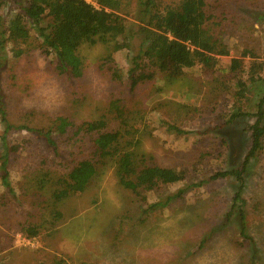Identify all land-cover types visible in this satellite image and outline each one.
I'll use <instances>...</instances> for the list:
<instances>
[{
	"label": "rangeland",
	"instance_id": "rangeland-1",
	"mask_svg": "<svg viewBox=\"0 0 264 264\" xmlns=\"http://www.w3.org/2000/svg\"><path fill=\"white\" fill-rule=\"evenodd\" d=\"M88 1L96 4V0ZM136 1L125 0L130 8H135ZM157 1L162 6H176L180 0ZM15 5V0L2 5L6 19L19 11ZM206 10L212 33L230 54L219 56L214 69L201 64L185 68L193 91L179 82L174 89L153 95L146 101L143 119L138 120L143 149L156 164L175 165L184 178L132 190L118 182L111 166H100L102 173L86 190L59 204L63 218L57 225L35 237L23 234L7 218L26 211L35 213L37 209L29 203L34 177L44 168L65 169L89 157L95 135L75 136L73 128L65 133L53 131L56 155L44 137L31 129H54L59 116L75 122L99 117L107 114L114 99L137 109L139 91L129 92L126 85L138 38L124 40L120 36L118 39L130 46L119 49L102 41L82 44L81 77L58 73L54 54L41 47L42 39L34 29L27 44L7 43V58L0 71V109L4 112L0 111V157L4 135L15 150L7 166L13 191L0 184V264H52L57 260L68 264H195L197 257L212 250L222 238L235 247L242 243L247 257L239 264H253L255 249V264H264V144L250 161L243 192L247 232L254 242L237 237L239 224L234 215L201 252H194L204 231L225 218L238 186L233 176H213L241 166L252 145L248 129L255 121L258 95L239 94L241 74L235 75L227 67L232 57H241L246 49L264 56V21L258 16L264 12V0H206ZM121 15L128 27H137L134 12ZM18 47L23 52L16 56L13 49ZM249 61L247 57L246 66ZM241 77L248 81L246 74ZM237 107L248 115L226 125ZM186 187L178 197L162 204ZM229 234L236 236L239 244L232 243ZM22 235L35 243H28Z\"/></svg>",
	"mask_w": 264,
	"mask_h": 264
},
{
	"label": "trees",
	"instance_id": "trees-1",
	"mask_svg": "<svg viewBox=\"0 0 264 264\" xmlns=\"http://www.w3.org/2000/svg\"><path fill=\"white\" fill-rule=\"evenodd\" d=\"M5 1L0 0V71L7 58V43L27 44L32 29L42 39L41 47L47 53L54 54L58 73L67 74L69 77H81L84 73V61L79 54L82 44L102 41L112 44L114 49H119L130 46L129 42L120 41V36L124 40L138 38L135 54L131 57L126 85L129 92L139 91L138 108H126L120 99H114L109 103L107 114L99 117L75 122L67 116H59L54 121V129H31L44 137L56 155L59 153L57 142L52 136L53 131L65 133L73 128L74 135L82 138L94 133L93 152L89 157L78 159L71 167L59 169L50 166L41 170L34 177V189L30 192L32 201L29 202L37 211L9 216L7 220L10 224L13 223L29 237H35L44 229L56 226L63 218L59 204L69 196L86 190L102 173L100 166H111L118 182L132 190L151 188L158 181L171 182L184 178L182 171L175 165L156 164L152 155L143 149L144 138L140 135L142 124L138 120L143 119L146 101L153 95L174 89V85L179 82H183L185 89L193 91L185 68L201 64L208 69H214L219 64V56L230 54L229 49L212 33L207 23L210 15L206 10V0H180L176 6H162L157 0H137L135 8H130V3L125 0H96V4L88 0H15V7L19 11L8 19L1 13ZM132 12L136 14V20L139 22L136 28L128 27L121 15ZM258 16L264 21V12ZM13 52L19 56L23 49L14 48ZM247 57L250 58L248 66L245 64ZM227 69L235 75L248 76V81L240 76L239 94L254 92L258 95L255 121L248 129L251 131L252 145L241 166L213 176H233L238 186L225 218L204 231L201 239L198 238L195 253L201 252L209 239L217 237L234 215L239 224L237 237L254 242V237L247 232L243 192L250 161L262 150L264 144V56L246 49L241 57H232ZM0 111L4 113L2 109ZM244 115L248 113L237 107L226 125ZM8 129L7 125L6 130ZM2 139L4 152L0 157L3 170V174H0V184L13 191L7 166L15 146L9 145L5 135ZM187 189L188 187L180 189L162 204H168ZM49 211L50 213H47ZM233 235L229 234L228 238L232 243H236L238 238ZM238 246L241 252L239 261H246L245 249L240 247L242 243L236 247ZM257 253L258 250L255 249L251 254L253 264L256 263ZM52 264L68 263L57 260Z\"/></svg>",
	"mask_w": 264,
	"mask_h": 264
},
{
	"label": "clouds",
	"instance_id": "clouds-1",
	"mask_svg": "<svg viewBox=\"0 0 264 264\" xmlns=\"http://www.w3.org/2000/svg\"><path fill=\"white\" fill-rule=\"evenodd\" d=\"M240 256V250L222 238L212 250L197 257L195 264H239Z\"/></svg>",
	"mask_w": 264,
	"mask_h": 264
},
{
	"label": "built area",
	"instance_id": "built-area-1",
	"mask_svg": "<svg viewBox=\"0 0 264 264\" xmlns=\"http://www.w3.org/2000/svg\"><path fill=\"white\" fill-rule=\"evenodd\" d=\"M19 236H21V234H19ZM22 238H23L24 240H26L28 243H31V241H32L33 244L35 243V242H34V239H32V238H29V237H23V235H22Z\"/></svg>",
	"mask_w": 264,
	"mask_h": 264
}]
</instances>
